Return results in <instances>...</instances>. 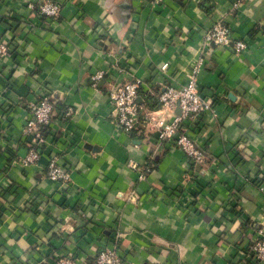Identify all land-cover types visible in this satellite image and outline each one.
Returning a JSON list of instances; mask_svg holds the SVG:
<instances>
[{
  "label": "crops",
  "instance_id": "1",
  "mask_svg": "<svg viewBox=\"0 0 264 264\" xmlns=\"http://www.w3.org/2000/svg\"><path fill=\"white\" fill-rule=\"evenodd\" d=\"M57 18L0 0V264H55L70 255L96 264L120 235L128 264H252L244 250L264 230V0H57ZM234 40L210 45L198 76L200 95L216 110L187 125L205 154L189 174L184 154L146 128L120 131L108 102L117 83L140 79L138 100L164 85L186 83L202 36L216 22ZM107 71L98 88L90 76ZM122 70V71H121ZM54 101L36 164L20 160L30 103ZM73 109L62 121L60 112ZM56 155L70 185L46 176ZM153 169L140 181L148 156ZM195 178V184L192 178ZM135 199H131V196Z\"/></svg>",
  "mask_w": 264,
  "mask_h": 264
},
{
  "label": "built area",
  "instance_id": "2",
  "mask_svg": "<svg viewBox=\"0 0 264 264\" xmlns=\"http://www.w3.org/2000/svg\"><path fill=\"white\" fill-rule=\"evenodd\" d=\"M158 3L159 0H151ZM242 0H236L231 11L238 8ZM28 7L34 10L38 16L46 19H55L59 16L61 5L57 0H34ZM230 46L236 54L247 49V43L243 40H234L229 28L222 21L216 22L202 36V45L199 56L192 63L187 74L186 83L180 87L164 85L158 93H151L144 100H138V88L140 79H131L117 83L108 91V102L114 117L115 126L127 135H131L140 129L157 134L156 147L165 144L172 148H178L186 159V168L189 174L199 169L204 162L203 149L188 135L187 125L205 112L216 114L212 104L206 101L199 93L198 76L205 63V52L210 45ZM9 55V47L6 41L0 39V63ZM122 71V70H121ZM107 77V71L97 70L90 76L91 87L98 88ZM54 111V101L47 95L41 96L37 101L30 103L29 114L23 127V134L31 140L32 145L24 157L19 161L22 166L36 164L40 158L42 147L45 145L47 127ZM73 115L71 107H65L59 114L62 121L70 119ZM127 166L137 172L140 181L147 179L153 169V157L148 156L145 165H139L130 160ZM46 176L60 187L70 185V171L65 168L60 158L56 155L49 157L46 167ZM192 183L195 178L191 175ZM135 199V196H131ZM120 235L116 234L111 245L102 249L96 257V264H128L120 253ZM245 260L252 264H264V230L257 229L252 241L244 250ZM55 264H79L70 255L59 256Z\"/></svg>",
  "mask_w": 264,
  "mask_h": 264
},
{
  "label": "water",
  "instance_id": "3",
  "mask_svg": "<svg viewBox=\"0 0 264 264\" xmlns=\"http://www.w3.org/2000/svg\"><path fill=\"white\" fill-rule=\"evenodd\" d=\"M262 29L264 30V25H263Z\"/></svg>",
  "mask_w": 264,
  "mask_h": 264
},
{
  "label": "trees",
  "instance_id": "4",
  "mask_svg": "<svg viewBox=\"0 0 264 264\" xmlns=\"http://www.w3.org/2000/svg\"><path fill=\"white\" fill-rule=\"evenodd\" d=\"M46 134V133H45Z\"/></svg>",
  "mask_w": 264,
  "mask_h": 264
}]
</instances>
